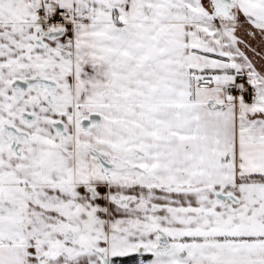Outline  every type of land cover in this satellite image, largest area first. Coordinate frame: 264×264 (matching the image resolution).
Returning a JSON list of instances; mask_svg holds the SVG:
<instances>
[{"label":"snow or ice","instance_id":"1","mask_svg":"<svg viewBox=\"0 0 264 264\" xmlns=\"http://www.w3.org/2000/svg\"><path fill=\"white\" fill-rule=\"evenodd\" d=\"M0 264H264V0H0Z\"/></svg>","mask_w":264,"mask_h":264}]
</instances>
